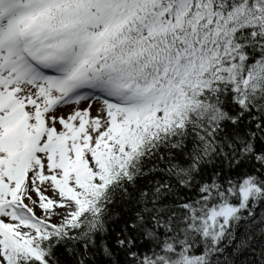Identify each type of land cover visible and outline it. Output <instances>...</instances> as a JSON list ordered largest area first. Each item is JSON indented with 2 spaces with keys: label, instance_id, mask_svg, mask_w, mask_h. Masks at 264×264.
<instances>
[{
  "label": "snow or ice",
  "instance_id": "obj_1",
  "mask_svg": "<svg viewBox=\"0 0 264 264\" xmlns=\"http://www.w3.org/2000/svg\"><path fill=\"white\" fill-rule=\"evenodd\" d=\"M0 264H264V0H0Z\"/></svg>",
  "mask_w": 264,
  "mask_h": 264
}]
</instances>
